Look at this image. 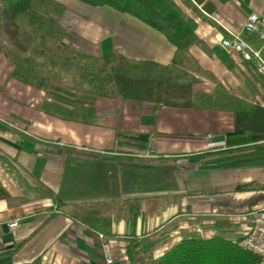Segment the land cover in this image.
<instances>
[{"label": "crops", "instance_id": "crops-1", "mask_svg": "<svg viewBox=\"0 0 264 264\" xmlns=\"http://www.w3.org/2000/svg\"><path fill=\"white\" fill-rule=\"evenodd\" d=\"M46 1L66 54L109 60L130 78L189 94L180 107L117 92L71 98L63 84L54 94L0 35V264H105L96 233L109 238L119 264H159L188 239L239 245L264 208V74L221 40L249 14L264 15V0H209L211 15L176 0L193 32L182 53L135 15ZM245 39L264 61V42ZM237 116L243 137L263 139L227 144Z\"/></svg>", "mask_w": 264, "mask_h": 264}, {"label": "trees", "instance_id": "trees-1", "mask_svg": "<svg viewBox=\"0 0 264 264\" xmlns=\"http://www.w3.org/2000/svg\"><path fill=\"white\" fill-rule=\"evenodd\" d=\"M80 1L96 7H110L137 16L150 27L163 33L180 53L185 52L193 45V32L185 22L176 0ZM0 3L2 5V7L0 6V33L3 32L15 45L20 46V49H27V46L20 40L21 21L29 19L28 17L34 19L38 15L36 5L48 2L46 0H0ZM45 18L34 19L33 25H37L36 21L43 23ZM49 23L51 30L55 23L54 19H51ZM105 63L109 64L110 61L106 60ZM113 80L117 93L124 99L180 107L183 106L180 100L189 94V87L176 86L171 82L159 84L152 79H134L122 73L115 74ZM244 124V119L237 116L234 122V132L227 136V144L263 139L243 137L242 135L247 129ZM133 250V246L128 249L130 259H133L134 256ZM257 262L258 258L245 251L240 245H234L222 238L214 237L210 240H183L161 258L159 264H257Z\"/></svg>", "mask_w": 264, "mask_h": 264}, {"label": "rangeland", "instance_id": "rangeland-1", "mask_svg": "<svg viewBox=\"0 0 264 264\" xmlns=\"http://www.w3.org/2000/svg\"><path fill=\"white\" fill-rule=\"evenodd\" d=\"M177 1L180 2V0ZM0 6L2 7L1 3ZM36 9L38 15L34 17V19L42 20L43 17H46L43 23L36 21L37 25H35V29H32L34 26L31 25L34 20L33 18L28 17L32 20L24 19L21 21L22 31L20 40L22 44L27 46V49L23 50L16 47L3 32L0 33L1 38L5 40V48L7 51H14V54L18 52L20 57L24 55L23 53L29 56H26L27 58L24 59L20 58V65L23 68H30L33 70L32 72L36 73V83L42 84L44 82H52L54 84L53 88L56 89L54 90V94L61 93V88H58L60 84L68 86V88L71 89L69 92V97L71 98L80 97L85 100H91L95 97L94 99L104 100L117 96L116 86L113 80L114 75L117 73L126 74L128 72L125 69L117 68V66L105 64L103 61L77 58L72 54L63 52L61 47H56L63 33L56 28L55 24L50 30L51 24L49 20L54 17L56 11L53 10L48 3L38 4L36 5ZM42 37H44V39ZM11 60H14V58ZM18 75V73L15 74L17 78L24 77H19ZM31 77H33V75ZM48 108L49 107H47V109ZM54 109L55 107H51L50 110ZM140 156L146 157L147 155L144 154ZM133 158L137 159L139 156L134 155ZM161 165L163 166V163L159 166ZM147 166L150 165L148 164ZM148 188L152 190L154 188L153 184L150 183ZM144 264H152V261L144 260Z\"/></svg>", "mask_w": 264, "mask_h": 264}, {"label": "built area", "instance_id": "built-area-1", "mask_svg": "<svg viewBox=\"0 0 264 264\" xmlns=\"http://www.w3.org/2000/svg\"><path fill=\"white\" fill-rule=\"evenodd\" d=\"M225 31L228 37L221 40V46L238 54L243 61L253 64L259 74H264V61L260 53L254 50L245 39L246 36L256 37L264 42V15L251 13L247 16L240 31ZM253 217V227L239 245L258 258L257 264H264V208L256 210ZM17 226L18 222L9 225L11 229ZM96 235L101 242L104 263L119 264V258L109 238L102 233H96Z\"/></svg>", "mask_w": 264, "mask_h": 264}, {"label": "water", "instance_id": "water-1", "mask_svg": "<svg viewBox=\"0 0 264 264\" xmlns=\"http://www.w3.org/2000/svg\"><path fill=\"white\" fill-rule=\"evenodd\" d=\"M195 5L201 6L202 11L206 15H211L214 12V6L209 0H191Z\"/></svg>", "mask_w": 264, "mask_h": 264}]
</instances>
